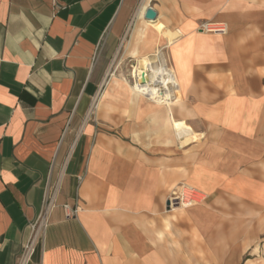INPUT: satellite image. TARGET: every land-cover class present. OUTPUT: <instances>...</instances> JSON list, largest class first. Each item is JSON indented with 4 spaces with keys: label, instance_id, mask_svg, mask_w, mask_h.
<instances>
[{
    "label": "crops",
    "instance_id": "crops-1",
    "mask_svg": "<svg viewBox=\"0 0 264 264\" xmlns=\"http://www.w3.org/2000/svg\"><path fill=\"white\" fill-rule=\"evenodd\" d=\"M140 1L0 0V264H264V0H146L135 43ZM154 52L170 103L132 104Z\"/></svg>",
    "mask_w": 264,
    "mask_h": 264
},
{
    "label": "bare ground",
    "instance_id": "bare-ground-1",
    "mask_svg": "<svg viewBox=\"0 0 264 264\" xmlns=\"http://www.w3.org/2000/svg\"><path fill=\"white\" fill-rule=\"evenodd\" d=\"M146 3V0L140 1L137 9L134 12L133 21L131 25L132 28L133 26H136L137 23L138 25L140 24V32L138 34L139 40L144 36L145 30L148 26L154 27L158 32L161 31V25L158 21L153 22L154 20L144 19L143 15L147 8ZM132 53L135 56L137 55L136 48H134ZM138 66L143 70V72H147L146 78L144 75L138 76L137 85L131 93L130 103L132 102L133 93L137 92L140 94V96H148V98L157 105H168L170 103L171 97L168 92L163 70L159 64L157 54L154 52L153 54L141 57ZM186 140L187 138H182L181 143L184 144L185 142H187Z\"/></svg>",
    "mask_w": 264,
    "mask_h": 264
},
{
    "label": "built area",
    "instance_id": "built-area-1",
    "mask_svg": "<svg viewBox=\"0 0 264 264\" xmlns=\"http://www.w3.org/2000/svg\"><path fill=\"white\" fill-rule=\"evenodd\" d=\"M60 4L57 2L54 3V8L58 9ZM199 31L204 32H226V26L224 24H216L210 22H202L198 25ZM201 200V196L197 194L191 187L186 185H179L174 188L169 195L168 202L169 207H189ZM33 229L36 227V224H33ZM31 244H27L22 251L21 260L24 261L30 254Z\"/></svg>",
    "mask_w": 264,
    "mask_h": 264
},
{
    "label": "rangeland",
    "instance_id": "rangeland-1",
    "mask_svg": "<svg viewBox=\"0 0 264 264\" xmlns=\"http://www.w3.org/2000/svg\"><path fill=\"white\" fill-rule=\"evenodd\" d=\"M139 27H140V24L138 25V23H137V25L133 26L131 28V30H129L130 32H128L131 36H136V37H134L135 38V43L139 41V36H138V34L140 32ZM152 28L158 34L160 33L154 27H152ZM135 43H134L133 48L129 52L130 54H133L132 52H133L134 48H136L135 47V45H136ZM140 58H141V56L137 57V64H136V61L124 60L121 65H119V66L117 65V69L115 67L112 69L113 72H112V75L109 78H114L115 77V78H118V79H120V78L121 79L122 78L126 79L129 83H131L130 91L132 93V91L134 90V88L137 85L138 76L144 75L145 78H146V73L147 72H143V70L138 66ZM139 96H140L139 93H137V92L133 93V97H132L133 102H132V104L135 103V101L137 100V98ZM141 96H144V97L148 98V96H145V95H141ZM197 138L198 137L196 136V138H194V139H197ZM180 185H184V184H180ZM174 208H176V207H173V209ZM263 255H264V251L261 252V250L259 251V248H256V249L251 251V255H249L248 257L253 258V259L254 258L255 259H261V257H263Z\"/></svg>",
    "mask_w": 264,
    "mask_h": 264
},
{
    "label": "water",
    "instance_id": "water-1",
    "mask_svg": "<svg viewBox=\"0 0 264 264\" xmlns=\"http://www.w3.org/2000/svg\"><path fill=\"white\" fill-rule=\"evenodd\" d=\"M143 16L146 20H154L156 18V12L152 7H147ZM167 205L169 206V202L167 203Z\"/></svg>",
    "mask_w": 264,
    "mask_h": 264
}]
</instances>
